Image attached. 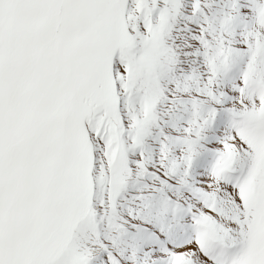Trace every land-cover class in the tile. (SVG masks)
<instances>
[{"label": "snow or ice", "instance_id": "6c2138e0", "mask_svg": "<svg viewBox=\"0 0 264 264\" xmlns=\"http://www.w3.org/2000/svg\"><path fill=\"white\" fill-rule=\"evenodd\" d=\"M0 264H264V0H0Z\"/></svg>", "mask_w": 264, "mask_h": 264}]
</instances>
